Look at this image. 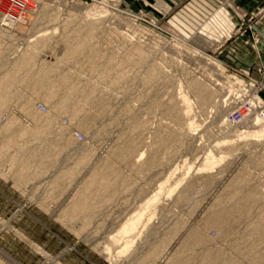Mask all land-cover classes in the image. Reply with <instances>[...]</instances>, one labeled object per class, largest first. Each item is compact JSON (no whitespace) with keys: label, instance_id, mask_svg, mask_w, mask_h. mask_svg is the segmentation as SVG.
<instances>
[{"label":"rangeland","instance_id":"obj_1","mask_svg":"<svg viewBox=\"0 0 264 264\" xmlns=\"http://www.w3.org/2000/svg\"><path fill=\"white\" fill-rule=\"evenodd\" d=\"M108 1L0 0V78L17 72L0 126L11 116L34 125L16 99L32 95L29 76L55 63L44 79L60 88L61 109L40 96L32 109L51 113V128L74 142L56 140L48 170L23 181L7 156L56 133L29 134L0 155V264H164L177 251L189 264L203 253L217 256L205 264L231 255L229 264H254L264 251V2ZM71 43L82 53L54 60ZM106 165V200L96 202L102 184H83ZM251 190V211L211 223V212ZM83 197L89 212L70 220L68 206ZM130 219L137 227L122 233ZM246 240L253 255L241 248Z\"/></svg>","mask_w":264,"mask_h":264},{"label":"bare ground","instance_id":"obj_2","mask_svg":"<svg viewBox=\"0 0 264 264\" xmlns=\"http://www.w3.org/2000/svg\"><path fill=\"white\" fill-rule=\"evenodd\" d=\"M102 1L109 2L108 0H102ZM2 20L7 21L9 23V25L18 24L17 21H14V20H11L8 18L3 19V16H2ZM58 43L61 44V39L58 41ZM83 49H84V47H82V45L80 43H76V44L71 43L69 47L65 46V49H63L62 54L57 56L54 60L61 61V58H65V59L71 58L74 55L82 53ZM63 53H65V54L70 53V54L64 56ZM23 59L27 63L26 57H24ZM55 67H56L55 63L54 64L48 63V65L40 66L39 69H41V71L36 72V75L33 78L31 76H29L30 78L28 77L27 82H25L28 85V87H29L28 90L31 92L32 95H30V96L24 95V97L23 96L17 97V99H16L17 101H19L18 103H20L21 111H23L25 114L30 116V118L32 119V122H34L33 123L34 125H32L30 127L23 125V124L19 123L15 117L11 116L7 119V122L4 125L0 126V136L1 135L4 136V138H2V140H0V155H1V157H3L4 155H8L6 153L7 152L6 147H8L12 142H16L19 139H23L29 134L34 135L36 138H38V137L48 135L49 133H51L50 131H53V133H56L54 135V139H49V141H46V139H45L43 141V143H42L43 145L40 149H32L28 146L19 147L17 149L16 153L14 152L13 154H9L7 156V159L9 157L10 166L14 168L15 180H17V181H23L28 176L35 177L38 174H41L42 172L46 171V169L48 168L47 165L52 163V162H49V159H55V156L52 158H49L50 155H48V153L51 151L52 155H56V156L59 153L58 151L53 152V149H55L54 146L57 143L56 140H59L60 144L65 145V146H70L72 143H74L72 137H66L65 133L61 131V129H62L61 127H59L60 130L59 129L55 130L54 126H53V129L51 128L52 124H54V117L51 113L48 112L47 114H40L37 111L32 109L33 100H34V98H36L38 96L43 98L50 105V107L52 109H54V110L55 109H57V110L61 109V101L57 102V100H58L57 97L60 96V92H61L60 88L55 86V85H52L51 87H47V85L50 84V82L48 80L44 79L46 76L51 75V73H52L51 69H54ZM18 68L19 67H17L16 69H18ZM14 73H17L16 70L10 71L9 73L4 74L0 78V107L2 104H5L7 102L8 96L12 92L10 90V86L13 85V83H14L13 82ZM66 80H67L66 78L63 79V81H66ZM38 87H44V88L40 89ZM100 104H101L100 101H96L95 105H100ZM71 115H70V117L73 118L74 115L73 114H71ZM257 117L259 118V115ZM80 127L82 129H85V124L81 123ZM157 145H158L159 149H163L164 142H158ZM158 148H156V150ZM150 161L151 160L149 159V161H147L146 164H150L151 163ZM212 164H213V159L211 157H209L208 160L203 164V168H208ZM44 165H46V166H44ZM108 169H109V166H107V165L105 167L103 166L100 171H97L96 177H90L87 180V182L85 183V185L83 184L84 190L85 189L87 190L88 188L92 189L94 186L99 187L98 183L102 184V187L100 188V191L98 192L99 195L101 194V196L99 197L98 193L96 192L98 197H96L97 195L95 194L96 196H93V198H92V199H94V197L97 198V199H95L96 202H103L104 200H106V198H105V193L107 190L106 188H108L109 182H110V179L108 176ZM100 173L103 174L102 177H99ZM58 178L60 179V177H58ZM259 193L260 192H258L257 194H259ZM255 196H256V191L251 190V191L247 192L245 195H242L241 197L239 196L240 200H236L238 198L237 197L233 201V203H231V205L226 207V209L221 208L218 212H211L209 215V218L211 219V223L213 225L218 226V227L220 225H222L223 224L222 220L224 218L225 212H226V215L232 214L235 212L240 214V215L241 214L243 215V214L251 211L252 208L250 206L253 203V201L256 200L254 198ZM233 197H236V196H233ZM252 198H254V200ZM151 202H153L152 199L148 201V204ZM90 204H91L90 200L86 197H83L79 201L76 200V201L72 202L67 208L66 213L68 214V218L71 220L73 218L74 219L77 218L76 217L77 214H78L77 216H79V214L81 215V213L82 214L88 213ZM258 215L260 216V220L257 222V228L259 227L258 229H261L264 232V205L261 206L260 212ZM137 220L138 219L128 220L122 226L121 232L122 233L131 232L133 229H135L137 227V224H136ZM194 240H195V242L199 241V240H201V237L197 236L194 238ZM157 245L158 246H157L156 250H154L155 252L156 251L159 252L163 248V245L161 243H158ZM131 246H132V243L127 242L125 244L124 248L121 249V252L127 251ZM241 248H243L244 249L243 251L246 254L248 253V255H253V253L255 251V248L253 247V244L250 240H246L241 245ZM241 251L242 250L239 249V252H241ZM209 255L203 253V255L200 258V264H205L207 261H209L211 263H214L216 261V258H217L216 254L215 255L209 254ZM215 256H216V258H215ZM169 257H171V259L169 260V262L168 261L165 262L166 264H177L178 262H179V264H189V262L184 263L183 259L179 260L181 255L178 253V251ZM231 258L233 260L229 259L230 261H232V262L235 261V258L232 255H231ZM229 260H224L221 263L222 264H229V262H230ZM254 264H264V251L260 255H258L256 257V259H254Z\"/></svg>","mask_w":264,"mask_h":264},{"label":"crops","instance_id":"obj_3","mask_svg":"<svg viewBox=\"0 0 264 264\" xmlns=\"http://www.w3.org/2000/svg\"><path fill=\"white\" fill-rule=\"evenodd\" d=\"M251 2L252 1H255V2H258L259 4L260 3H263L264 2V0H250ZM164 5H165V3L164 2H162V0H161V2L159 3V6H163L164 7ZM206 14V12L204 13V15ZM208 14V13H207ZM192 20H193V22L191 21V22H189L190 23V25L192 26L191 28L194 30V29H196L198 26H199V24H200V22H201V19L199 18V17H193L192 18ZM178 29H180V31H181V28L178 26V24H176V22H174V21H171Z\"/></svg>","mask_w":264,"mask_h":264},{"label":"built area","instance_id":"obj_4","mask_svg":"<svg viewBox=\"0 0 264 264\" xmlns=\"http://www.w3.org/2000/svg\"><path fill=\"white\" fill-rule=\"evenodd\" d=\"M230 116L234 119H238L241 116V111L236 110V111L232 112V114Z\"/></svg>","mask_w":264,"mask_h":264}]
</instances>
